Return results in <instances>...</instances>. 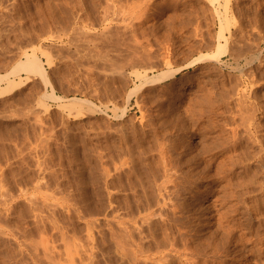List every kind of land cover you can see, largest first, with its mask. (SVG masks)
Instances as JSON below:
<instances>
[{
    "label": "rangeland",
    "instance_id": "rangeland-1",
    "mask_svg": "<svg viewBox=\"0 0 264 264\" xmlns=\"http://www.w3.org/2000/svg\"><path fill=\"white\" fill-rule=\"evenodd\" d=\"M0 17V92L24 81L0 95V264H264V0H0ZM32 53L48 83L13 72Z\"/></svg>",
    "mask_w": 264,
    "mask_h": 264
},
{
    "label": "bare ground",
    "instance_id": "bare-ground-1",
    "mask_svg": "<svg viewBox=\"0 0 264 264\" xmlns=\"http://www.w3.org/2000/svg\"><path fill=\"white\" fill-rule=\"evenodd\" d=\"M114 1V0H113ZM226 1V0H225ZM228 1V0H227ZM5 2V1H4ZM116 2V1H115ZM137 2V1H136ZM215 2V1H214ZM83 3V2H82ZM114 3V2H113ZM120 3V2H119ZM127 3V2H126ZM125 3V4H126ZM146 3V2H145ZM218 4V3H217ZM225 4V3H224ZM77 5V4H76ZM138 5H139V3H138ZM141 5V4H140ZM139 5V6H140ZM142 5H143V3H142ZM14 6V5H13ZM112 6V5H111ZM110 6V7H111ZM134 6V5H133ZM69 7V6H68ZM74 7V6H73ZM106 7V6H105ZM125 7V6H124ZM135 7V6H134ZM223 7V6H222ZM131 8H132V6H131ZM11 9V8H10ZM214 9V8H213ZM57 10V9H56ZM105 10V9H104ZM118 10V9H117ZM73 11V10H72ZM211 11V10H210ZM40 12V11H39ZM109 12V11H108ZM132 12V11H131ZM130 12V13H131ZM35 13H37V12H35ZM49 13V12H48ZM144 13V12H143ZM2 14V13H1ZM47 14V13H46ZM217 14V13H216ZM38 16H39V14H37ZM36 15V16H37ZM49 15V14H48ZM213 15V14H212ZM211 15V16H212ZM142 16V15H141ZM1 18V17H0ZM5 18V17H4ZM214 18V17H213ZM219 19V18H218ZM60 20H62V19H60ZM67 22V21H66ZM74 22V21H73ZM72 23V22H71ZM226 23V22H225ZM4 24V23H3ZM62 24V23H61ZM226 25H228V24H226ZM4 26V25H3ZM252 26V25H251ZM66 27V26H65ZM76 27H77V25H76ZM126 28V27H125ZM240 28V27H239ZM64 29V28H63ZM62 29V30H63ZM78 29V28H77ZM118 29V28H117ZM127 29V28H126ZM131 29V28H130ZM66 30V29H65ZM121 30V29H120ZM227 30V29H226ZM61 31V30H60ZM125 31V30H124ZM17 32V31H16ZM114 32V31H113ZM224 32V31H223ZM242 32V31H241ZM18 33V32H17ZM64 33V32H63ZM82 33V32H81ZM115 33V32H114ZM123 33V32H122ZM78 34V33H77ZM88 34V33H87ZM106 34V33H105ZM121 34V33H120ZM19 35V34H18ZM23 35V34H22ZM102 35V34H101ZM126 35H127V33H126ZM25 36H27V35H25ZM82 36H83V34H82ZM92 36V35H91ZM133 36V35H132ZM244 36V35H243ZM251 36V35H250ZM61 37V36H60ZM75 37V36H74ZM76 37H77V35H76ZM79 37H80V35H79ZM89 37H90V35H89ZM114 37V36H113ZM224 37V36H223ZM232 37V36H231ZM58 38V37H57ZM71 38H73V37H71ZM106 38H108V37H106ZM133 38V37H132ZM214 38V37H213ZM79 39V38H78ZM81 39V38H80ZM79 39V40H80ZM121 39V38H120ZM130 39V38H129ZM128 39V40H129ZM225 39V38H224ZM233 39V38H232ZM253 39V38H252ZM256 39V38H255ZM79 40H77V41H79ZM82 40V39H81ZM105 40V39H104ZM115 40H116V38H115ZM125 40V39H124ZM123 40V41H124ZM220 40V39H219ZM254 40V39H253ZM30 41V40H29ZM72 41V40H71ZM73 41H75V40H73ZM72 41V42H73ZM84 41H86V39L84 40ZM114 41V40H113ZM117 41H118V39H117ZM121 41V40H120ZM122 41V42H123ZM130 41H132L131 39H130ZM129 41V42H130ZM232 41V40H231ZM31 42V41H30ZM33 42V41H32ZM88 42V41H87ZM127 42V41H126ZM71 43V42H70ZM125 43V42H124ZM123 43V44H124ZM218 43V42H217ZM243 43H246V42H243ZM249 42H247L246 44H248ZM251 43V42H250ZM75 44V43H74ZM115 44V43H114ZM133 44H134V42H133ZM206 44V43H205ZM226 44V43H225ZM83 46H84V44H82ZM118 45H120V44H118ZM117 45V46H118ZM124 45H126V44H124ZM124 45H122V46H124ZM137 45V44H136ZM140 45H141V43H140ZM252 45V44H251ZM62 46V45H61ZM76 46V45H75ZM77 46H79V45H77ZM87 46V45H86ZM201 46V45H200ZM209 46V45H208ZM217 46H219V45H217ZM239 46V45H238ZM60 46H58V48H59ZM119 47V46H118ZM127 47V46H126ZM132 47V46H131ZM212 47H214L213 45H212ZM220 47L223 49V46H221L220 45ZM254 47V46H253ZM252 47V48H253ZM21 48V47H20ZM55 48V47H54ZM53 48V49H54ZM79 48V47H78ZM88 48V47H87ZM141 48V47H140ZM145 48V47H144ZM210 48V47H209ZM246 48V47H245ZM89 49V48H88ZM87 49V50H88ZM90 49H91V47H90ZM119 49V48H118ZM132 49H135V51H136V48H132ZM220 48H218V50H219ZM59 50V49H58ZM64 50V49H63ZM77 50V49H76ZM81 50V49H80ZM93 50V49H92ZM95 50H96V48H95ZM140 49H138L137 51H139ZM145 50V49H144ZM150 50V49H149ZM152 50V49H151ZM239 50V49H238ZM248 50V49H247ZM263 50V49H262ZM65 51V50H64ZM94 51V50H93ZM98 51V50H97ZM134 51V50H133ZM214 51V50H213ZM222 51V50H221ZM19 52H20V50H19ZM57 52V51H56ZM59 52V51H58ZM84 52V51H83ZM85 52H88V51H85ZM90 52V51H89ZM88 52V53H89ZM100 52V51H99ZM131 52V51H130ZM141 51H139V53H140ZM219 53H220V51H218ZM223 52V51H222ZM232 52V51H231ZM4 53V52H3ZM67 53H69L68 51H67ZM162 53V52H161ZM214 53H216V52H214ZM234 53V52H233ZM243 53V52H242ZM31 54V53H30ZM74 54V53H73ZM72 54V55H73ZM95 54V53H94ZM163 54V53H162ZM193 54V53H192ZM206 54V53H205ZM235 54V53H234ZM233 54V55H234ZM239 54V53H238ZM27 55V54H26ZM25 55V56H26ZM59 55H60V53H59ZM75 55H76V53H75ZM74 55V56H75ZM89 55V54H88ZM93 55V54H92ZM91 55V56H92ZM105 55V54H104ZM138 55V52L135 54V56H137ZM143 55V54H142ZM150 55V54H149ZM212 55V54H211ZM220 55H222V54H220ZM240 55V54H239ZM238 55V56H239ZM242 55V54H241ZM69 56V55H68ZM114 56V55H113ZM112 56V57H113ZM131 56V55H130ZM133 56V55H132ZM147 56V55H146ZM152 56V55H151ZM199 56H200V54H199ZM198 56V57H199ZM202 56V55H201ZM216 56H218V55H216ZM258 56V55H257ZM256 56V57H257ZM15 57V56H14ZM95 57V56H94ZM106 57V56H105ZM115 57V56H114ZM153 57V56H152ZM159 57V56H158ZM198 57L197 58H195V60L197 59V61H200V62H202V61H204V60H207V58L208 59H210V58H212V57H207V56H202V57H200L199 59H198ZM214 57V56H213ZM255 57V56H254ZM75 58H77V57H75ZM82 58H83V56H82ZM130 58V57H129ZM136 58V57H135ZM142 58H143V56H142ZM190 58V57H189ZM238 58V57H237ZM11 59V58H10ZM74 59V58H73ZM79 59H81V58H79ZM120 59V58H119ZM118 59V60H119ZM144 59V58H143ZM245 59V58H244ZM249 59H250V57H249ZM256 59H258V57L256 58ZM13 60V59H12ZM16 60V59H15ZM103 60V59H102ZM141 60V59H140ZM153 60V59H152ZM213 60H215V59H213ZM217 60V59H216ZM215 60V61H216ZM47 61V60H46ZM75 61V60H74ZM78 61V60H77ZM94 61V60H93ZM92 61V62H93ZM114 61V60H113ZM119 61H123V60H119ZM193 61V60H192ZM197 61H194V62H191L192 64L193 63H195V62H197ZM251 61V60H250ZM250 61H249V63L248 64H250ZM258 61V60H257ZM136 62V61H135ZM154 62V61H153ZM253 62V61H252ZM101 63V62H100ZM131 63V62H130ZM137 63H138V61H137ZM143 63V62H142ZM150 63V62H149ZM157 63V62H156ZM190 63V64H191ZM199 63V62H198ZM222 63V62H221ZM18 65V67L16 68V69H14L13 70V72H15V71H19L18 73H20V71L21 70H24V71H28V72H34L33 74H36V73H38V74H40L41 75V77H43V79H44V81L46 82V83H48V78H47V75H46V71H45V69L43 68V66H42V64L40 63V61H39V59H37L36 58V56L32 53V55H28L26 58H25V60H24V62L22 61V63L20 62V64L19 63H17ZM50 63H48V65H49ZM118 64H120L119 62H118ZM124 64V63H123ZM135 64V63H134ZM144 64V63H143ZM145 64H147V63H145ZM189 64V65H190ZM11 65V64H10ZM126 65V64H125ZM133 65V64H132ZM140 65V64H139ZM219 65V64H218ZM50 66V65H49ZM77 66V65H76ZM92 66V65H91ZM138 66V65H137ZM136 66V67H137ZM185 66V65H184ZM249 66V65H248ZM6 67V66H5ZM9 67V66H8ZM83 67V66H82ZM85 67V66H84ZM83 67V68H84ZM87 67V66H86ZM85 67V68H86ZM90 67V66H89ZM118 67H119V65H118ZM133 67V66H132ZM143 67V66H142ZM187 67V66H186ZM217 67V66H216ZM260 67V66H259ZM258 67V68H259ZM116 68V67H115ZM120 68V67H119ZM144 68L145 67H143V69L142 70H144ZM156 68H157V66H156ZM160 68V67H159ZM183 68V67H182ZM92 69V68H91ZM102 69V68H101ZM132 69V68H131ZM137 69V68H136ZM98 70V69H97ZM109 70H112V68L111 69H109ZM115 70V69H114ZM117 70H119V69H117ZM122 70V69H121ZM134 70V69H133ZM155 70V69H154ZM232 70V69H231ZM120 71V70H119ZM176 71H177V69H176ZM222 71V70H221ZM13 72H11V73H13ZM36 72V73H35ZM110 72H112V71H110ZM210 72V71H209ZM227 72V71H226ZM113 73V72H112ZM174 73L175 72H169V73H166V74H162V75H159V76H157V77H153L151 80H147V83H154V82H156V81H159V80H161V79H163V78H168V77H171V76H173L174 75ZM200 73V72H199ZM252 73V72H251ZM262 73V72H261ZM260 73V74H261ZM8 74V73H7ZM9 74H10V72H9ZM8 74V75H9ZM30 74V73H29ZM123 74V73H122ZM242 74V73H241ZM253 74V73H252ZM11 75H13V74H11ZM28 75V74H27ZM91 75V74H90ZM115 75V74H114ZM214 75V74H213ZM233 75V74H232ZM247 75V74H246ZM257 75V74H256ZM4 76V75H3ZM141 76V75H140ZM142 76H143V74H142ZM241 76V75H240ZM253 76V75H252ZM5 77H7V76H5ZM92 77V76H91ZM244 77V76H243ZM261 77H262V75H261ZM4 77H1L0 76V80L1 79H3ZM215 78V77H214ZM225 78V77H224ZM125 79V78H124ZM209 79V78H208ZM14 80V79H13ZM12 80V82H9V81H7L6 83H7V85H8V87H6V88H3L4 90H3V92H0V95L1 94H3L4 92H10V91H12L14 88H15V86H17V85H21V84H23L24 83V81L23 82H15L16 84H13L14 83V81ZM21 80V79H20ZM106 80V79H105ZM216 80V79H215ZM248 80H250V79H248ZM11 81V80H10ZM72 81H74V80H72ZM128 81H129V79H128ZM162 81V80H161ZM205 81V80H204ZM26 82V81H25ZM140 82V81H139ZM160 82V81H159ZM240 82V81H239ZM252 82V81H251ZM260 82V81H259ZM256 83V82H255ZM44 84V83H43ZM71 84V83H70ZM143 84V83H142ZM179 84V83H178ZM226 84V83H225ZM240 84V83H239ZM238 84V85H239ZM51 85V84H50ZM73 85V84H72ZM201 85V84H200ZM227 85V84H226ZM236 85V84H235ZM255 85V84H254ZM11 86V87H10ZM92 86H93V84H92ZM220 86V85H219ZM230 86V85H229ZM241 86V85H240ZM258 86V85H257ZM45 87V86H44ZM198 87V86H197ZM213 87V86H212ZM236 87V86H235ZM241 88V87H240ZM46 89V88H45ZM52 89V88H51ZM133 89V88H132ZM134 90V89H133ZM136 91H137V87H136V89H135ZM140 90V89H139ZM204 90V89H203ZM220 90V89H219ZM225 90V89H224ZM232 90V89H231ZM242 90V89H241ZM94 91V90H93ZM201 91V90H200ZM243 91H244V89H243ZM54 91H51V93H53ZM77 92V91H76ZM228 92V91H227ZM226 92V93H227ZM238 92V91H237ZM236 92V93H237ZM242 92V91H241ZM229 93V92H228ZM260 93V92H259ZM203 94V93H202ZM220 94V93H219ZM235 94V93H234ZM244 94V93H243ZM264 94V93H263ZM50 95V94H49ZM54 94H52V95H50V96H53ZM91 95V94H90ZM112 95H114V94H112ZM240 95V94H239ZM255 95V94H254ZM44 96V95H43ZM233 96V95H232ZM243 96V95H242ZM253 96V95H252ZM262 96V95H261ZM53 97H55V96H53ZM58 97V96H57ZM56 97V99H58ZM109 97V96H108ZM196 97V96H195ZM259 97V96H258ZM48 98V97H47ZM212 98V97H211ZM229 98V97H228ZM236 98V97H235ZM254 98V97H253ZM70 99V98H69ZM194 99V98H193ZM241 99V98H240ZM246 99V98H245ZM53 100V99H52ZM87 100V99H86ZM237 100H239V99H237ZM56 101V100H55ZM58 101H60V100H58ZM223 101V100H222ZM224 101H225V99H224ZM234 101H236V100H234ZM62 102V101H61ZM69 102V104L70 105H72V106H75V105H84V106H86L85 104H88L87 103V101H85V100H83V99H79V98H73V99H71L70 101H68ZM57 103V102H56ZM143 103V102H142ZM192 103V102H191ZM243 103V102H242ZM241 103V104H242ZM251 103V102H250ZM68 104V103H67ZM68 104V105H69ZM195 104V103H194ZM237 104H239V103H237ZM236 104V105H237ZM249 104V103H248ZM261 104V103H260ZM63 105V104H62ZM234 105V104H233ZM253 105V104H252ZM252 105H250V106H252ZM67 106V105H66ZM72 106H70V107H72ZM190 106V105H189ZM240 106V105H239ZM188 107V106H187ZM193 107V106H192ZM213 107V106H212ZM247 107H248V105H247ZM226 108V107H225ZM252 108V107H251ZM255 108V107H254ZM209 109V108H208ZM241 109V108H240ZM200 110V109H199ZM223 112V111H222ZM187 113V112H186ZM214 113V112H213ZM232 113V112H231ZM199 114H200V112H199ZM211 114V113H210ZM246 114V113H245ZM245 114H244V116H245ZM253 114H254V112H253ZM215 115H216V113H215ZM236 116V115H235ZM243 116V115H242ZM248 115H246V117H247ZM251 117H253L252 115H251ZM263 117V116H262ZM240 118H242V117H240ZM244 118V117H243ZM254 118V117H253ZM239 119V118H238ZM247 119V118H246ZM264 119V118H263ZM241 120V119H240ZM223 121V120H222ZM243 121V120H242ZM254 121V120H253ZM264 122V121H263ZM255 124V123H254ZM245 126H246V123L244 124ZM239 126H241L240 124H239ZM248 126H250L249 124H248ZM225 127H227V126H225ZM214 128V127H213ZM217 128V127H216ZM243 128V127H242ZM246 128V127H245ZM254 128V127H253ZM260 128V127H259ZM188 129V128H187ZM258 131V130H257ZM235 132V131H234ZM244 133V132H243ZM256 133V132H255ZM261 133V132H260ZM234 134V133H233ZM262 134V133H261ZM230 135V134H229ZM207 136V135H206ZM174 138V137H173ZM209 139V138H208ZM247 139V138H246ZM166 141V140H165ZM221 141V140H220ZM237 141V140H236ZM249 141V140H248ZM162 142V141H161ZM173 142V141H172ZM186 142V141H185ZM211 142V141H210ZM229 142V141H228ZM128 143V142H127ZM236 143V142H235ZM167 144V143H166ZM202 144V143H201ZM222 144V143H221ZM232 145V144H231ZM254 144H252V146H253ZM164 146V145H163ZM246 146V145H245ZM255 147H256V145H254ZM253 146V147H254ZM156 147H158V146H156ZM167 147V146H166ZM176 147V146H175ZM248 148V147H247ZM259 148H260V146H259ZM149 149V148H148ZM157 149V148H156ZM230 150V149H229ZM240 150V149H239ZM242 150V149H241ZM246 150V149H245ZM244 150V151H245ZM257 150V149H256ZM152 151V150H151ZM157 151V150H156ZM206 151V150H205ZM247 151V150H246ZM242 152V151H241ZM253 152V151H252ZM260 152V151H259ZM126 153V152H125ZM131 153V152H130ZM151 153V152H150ZM153 153V152H152ZM167 153V152H166ZM211 153V152H210ZM254 153V152H253ZM73 154V153H72ZM170 154V153H169ZM208 154V153H207ZM236 154V153H235ZM231 155V154H230ZM252 155V154H251ZM137 156V155H136ZM249 156V155H248ZM228 157V156H227ZM232 157V156H231ZM247 157V156H246ZM254 157V156H253ZM252 157V158H253ZM141 158V157H140ZM168 158V157H167ZM235 158V157H234ZM250 158V157H249ZM147 159V158H146ZM201 159V158H200ZM213 159V158H212ZM221 159V158H220ZM231 159V158H230ZM238 160V159H237ZM144 161V160H143ZM229 161H231V160H229ZM250 161H252V160H250ZM169 162V161H168ZM172 162V161H171ZM198 162V161H197ZM204 162V161H203ZM225 162V161H224ZM263 162V161H262ZM189 163V162H188ZM146 164V163H145ZM172 164V163H171ZM248 164V163H247ZM204 165V164H203ZM220 165V164H219ZM249 165V164H248ZM247 165V166H248ZM260 165V164H259ZM144 166V165H143ZM151 166V165H150ZM235 166V165H234ZM238 166V165H237ZM118 167V166H117ZM170 167V166H169ZM168 167V168H169ZM148 168V167H147ZM153 169V168H152ZM167 169V168H166ZM188 169V168H187ZM225 169V168H224ZM228 169V168H227ZM231 169V168H230ZM257 169V168H256ZM157 170V169H156ZM163 170V169H162ZM170 170V169H169ZM172 171V170H171ZM252 171V170H251ZM168 172V171H167ZM170 172V171H169ZM246 172H244V174H245ZM149 174V173H148ZM228 174V173H227ZM243 174V175H244ZM255 174H256V172H255ZM155 175V174H154ZM166 175V174H165ZM189 175V174H188ZM216 175V174H215ZM251 175V174H250ZM257 175H258V173H257ZM175 176V175H174ZM209 176V175H208ZM246 176V175H245ZM248 176V175H247ZM252 176H254V175H252ZM156 177V176H155ZM154 177V178H155ZM162 177V176H161ZM165 177V176H164ZM214 177V176H213ZM148 178V177H147ZM169 178V177H168ZM208 178V177H207ZM212 178V177H211ZM250 178V177H249ZM252 178V177H251ZM263 178V177H262ZM152 179V178H151ZM175 180H176V178H174ZM178 179V178H177ZM209 179V178H208ZM152 181V180H151ZM158 181V180H157ZM250 181V180H249ZM254 181V180H253ZM252 181V182H253ZM256 181V180H255ZM261 181V180H260ZM148 182V181H147ZM168 182V181H167ZM177 182V181H176ZM185 182V181H184ZM225 182V181H224ZM235 182V181H234ZM237 182H238V180H237ZM243 182V181H242ZM248 182V181H247ZM257 182V181H256ZM151 183V182H150ZM162 183V182H161ZM250 183H251V181H250ZM155 184V183H154ZM174 184V183H173ZM163 186V185H162ZM255 186V185H254ZM257 186V185H256ZM260 186H261V184H260ZM159 187H161V186H159ZM191 187V186H190ZM195 187V186H194ZM163 188V187H162ZM186 188V187H185ZM253 188V187H252ZM261 188V187H260ZM152 189V188H151ZM158 189H160V188H158ZM184 189V188H183ZM187 189V188H186ZM220 190V189H219ZM166 191V190H165ZM164 191V192H165ZM170 191V190H169ZM178 191V190H177ZM249 191V190H248ZM157 192V191H156ZM188 192V191H187ZM223 192V191H222ZM163 193V192H162ZM170 193V192H169ZM172 193V192H171ZM174 193V192H173ZM155 194V193H154ZM168 194V193H167ZM202 194V193H201ZM163 195V194H162ZM170 195V194H169ZM168 195V196H169ZM198 195V194H197ZM47 196V195H46ZM156 196V195H155ZM167 196V195H166ZM173 196V195H172ZM235 196V195H234ZM159 197V196H158ZM164 197V196H163ZM258 197V196H257ZM170 198V197H169ZM175 198V197H174ZM218 198V197H217ZM233 198V197H232ZM259 198V197H258ZM163 199V198H162ZM230 199V198H229ZM235 199V198H234ZM257 199V198H256ZM261 199V198H260ZM264 199V198H263ZM160 200V199H159ZM213 200V199H212ZM262 200V199H261ZM166 201V200H165ZM164 201V202H165ZM198 201V200H197ZM237 201V200H236ZM263 201V200H262ZM162 202V201H161ZM224 202V201H223ZM163 203V202H162ZM169 203V202H168ZM173 203V202H172ZM149 204V203H148ZM158 204V203H157ZM160 204V203H159ZM158 204V205H159ZM178 204V203H177ZM212 204H214V203H212ZM227 204V203H226ZM256 204V203H255ZM174 205V204H173ZM179 205V204H178ZM253 205V204H252ZM163 206V205H162ZM168 206V205H167ZM207 206H209V205H207ZM227 206V205H226ZM145 207V206H144ZM171 207H172V205H171ZM246 207V206H245ZM258 207V206H257ZM150 208V207H149ZM215 208H217V207H215ZM222 208V207H221ZM229 208V207H228ZM232 208V207H231ZM6 209V208H5ZM152 209V208H151ZM218 209V208H217ZM254 209V208H253ZM139 210V209H138ZM161 210V209H160ZM176 210V209H175ZM229 210V209H228ZM255 210V209H254ZM147 211V210H146ZM158 211V210H157ZM170 211H171V209H170ZM189 211V210H188ZM221 211V210H220ZM226 211V210H225ZM149 212V211H148ZM164 212V211H163ZM175 212V211H174ZM183 212V211H182ZM197 212V211H196ZM249 212H251V211H249ZM184 213V212H183ZM248 213V212H247ZM253 213V212H252ZM175 214V213H174ZM218 214V213H217ZM225 214V213H224ZM234 214V213H233ZM263 214V213H262ZM144 215V214H143ZM232 215V214H231ZM244 215V214H243ZM247 215V214H246ZM146 216V215H145ZM202 216V215H201ZM200 216V217H201ZM229 216V215H228ZM136 217V216H135ZM175 217V216H174ZM207 217V216H206ZM213 217V216H212ZM233 217V216H232ZM196 219V218H195ZM243 219V218H242ZM262 219V218H261ZM179 220V219H178ZM142 221V220H141ZM138 222V221H137ZM136 222V223H137ZM170 222V221H169ZM206 222V221H205ZM219 222V221H218ZM217 222V223H218ZM258 222V221H257ZM261 222V221H260ZM263 222V221H262ZM261 222V223H262ZM124 223V222H123ZM145 223V222H144ZM157 223V222H156ZM172 223V222H171ZM180 223V222H179ZM216 223V222H215ZM216 223V224H217ZM233 223V222H232ZM127 224H128V222H127ZM155 224V223H154ZM178 224V223H177ZM229 224V223H228ZM136 225V224H135ZM134 225V226H135ZM159 225V224H158ZM192 225V224H191ZM259 225V224H258ZM1 226V225H0ZM148 226V225H147ZM207 226V225H206ZM140 228H142V226L140 227ZM148 228H149V226H148ZM160 228V227H159ZM245 228V227H244ZM4 229V228H3ZM121 229V228H120ZM186 229V228H185ZM202 229V228H201ZM226 229V228H225ZM189 230V229H188ZM232 230V229H231ZM123 231H124V229H123ZM162 231V230H161ZM244 231V230H243ZM255 231V230H254ZM166 232V231H165ZM170 232V231H169ZM245 232V231H244ZM140 233H142V232H140ZM179 233V232H178ZM227 233V232H226ZM250 233V232H249ZM263 233H264V231H263ZM136 234V233H135ZM139 234V233H138ZM165 234V233H164ZM171 234V233H170ZM152 235V234H151ZM228 235V234H227ZM124 236V235H123ZM139 236H141V235H139ZM173 236V235H172ZM186 236V235H185ZM204 236V235H203ZM257 236V235H256ZM142 237V236H141ZM217 237V236H216ZM241 237V236H240ZM248 237H250V236H248ZM113 238V237H112ZM121 238H122V236H121ZM132 238V237H131ZM242 238V237H241ZM254 238V237H253ZM126 239H127V237H126ZM148 239V238H147ZM226 239V238H225ZM229 239V238H228ZM259 239V238H258ZM153 240V239H152ZM162 240V239H161ZM199 240V239H198ZM241 240V239H240ZM128 241V240H127ZM138 241H140V240H138ZM144 241V240H143ZM174 241V240H173ZM239 241V240H238ZM264 241V240H263ZM119 242V241H118ZM122 242V241H121ZM130 242V241H129ZM153 242V241H152ZM176 242V241H175ZM201 242V241H200ZM241 242V241H240ZM253 242V241H252ZM258 242V241H257ZM156 243V242H155ZM165 243V242H164ZM170 243H172V240H171V242ZM181 243V242H180ZM232 243H234V242H232ZM154 244V243H153ZM175 244V243H174ZM219 244V243H218ZM227 244V243H226ZM130 245V244H129ZM128 245V246H129ZM150 245V244H149ZM243 245V244H242ZM119 246H120V244H119ZM118 246V247H119ZM126 246V245H125ZM134 246H136L135 245V243H134ZM172 246V245H171ZM175 246V245H174ZM186 248L185 249H183V250H189V247H187L186 245H184ZM209 246V245H208ZM223 246V245H222ZM258 246V245H257ZM140 247H141V245H140ZM146 247V246H145ZM215 247V246H214ZM227 247H229V246H227ZM124 248V247H123ZM156 248V247H155ZM176 248V247H175ZM179 248V247H178ZM132 249V248H131ZM140 249V248H139ZM160 249V248H159ZM170 249V248H169ZM218 249V248H217ZM127 250H128V248H127ZM179 250V249H178ZM226 250V249H225ZM122 251V250H121ZM124 251H126V249L124 250ZM150 251V250H149ZM159 251V250H158ZM161 251V250H160ZM252 251V250H251ZM254 251V250H253ZM126 252H128V251H126ZM154 252V251H153ZM183 252V251H182ZM185 252H187V251H185ZM210 252V251H209ZM213 252V251H212ZM244 252V251H243ZM141 253H143V252H140V254ZM188 253V252H187ZM230 253V252H229ZM233 253V252H232ZM145 254V253H144ZM157 254V253H156ZM184 254V253H183ZM183 254H182V256H183ZM191 255L193 254V253H190ZM196 254V253H195ZM214 254V253H213ZM257 254V253H256ZM259 254V253H258ZM122 255V254H121ZM124 255V254H123ZM122 255V256H123ZM165 255H167V254H165ZM164 255V256H165ZM187 255V254H186ZM185 255V256H186ZM191 255H190V257H191ZM133 256V255H132ZM210 256V255H209ZM241 256V255H240ZM134 257V256H133ZM169 257V256H168ZM195 257V256H194ZM219 257V256H218ZM125 258H126V255H125ZM166 258V257H165ZM184 258V257H183ZM238 258V257H237ZM255 258V257H254ZM71 259V258H70ZM129 258H127V260H128ZM142 259V258H141ZM143 259H145V257L143 258ZM190 259V258H189ZM225 259V258H224ZM227 259V258H226ZM233 259V258H232ZM72 260V259H71ZM71 260H70V262H71ZM146 261H147V259H145ZM145 260H143V261H145ZM158 260V259H157ZM167 260V259H166ZM185 260H188L187 258L185 259ZM246 260V259H245ZM136 261H137V259H136ZM149 261V260H148ZM154 261V260H153ZM169 261V260H168ZM206 261V260H205ZM253 261H255V260H253ZM260 261V260H259ZM128 262V261H127ZM126 262V263H127ZM134 262V261H133ZM141 262V261H140ZM179 262V261H178ZM207 262V261H206ZM57 263V262H56ZM129 263V262H128ZM144 263V262H143ZM163 263H166V261L165 262H163ZM190 263V262H189ZM196 263V262H195ZM219 263H221V262H219ZM264 263V262H263ZM72 264V263H71ZM151 264V263H150ZM178 264H180V263H178ZM198 264V263H197ZM225 264V263H224Z\"/></svg>",
    "mask_w": 264,
    "mask_h": 264
}]
</instances>
